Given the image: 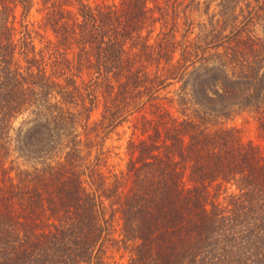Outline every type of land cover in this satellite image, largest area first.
<instances>
[{
  "label": "trees",
  "instance_id": "1",
  "mask_svg": "<svg viewBox=\"0 0 264 264\" xmlns=\"http://www.w3.org/2000/svg\"><path fill=\"white\" fill-rule=\"evenodd\" d=\"M216 7L0 0V264H264V156L224 125L264 132V0Z\"/></svg>",
  "mask_w": 264,
  "mask_h": 264
},
{
  "label": "rangeland",
  "instance_id": "2",
  "mask_svg": "<svg viewBox=\"0 0 264 264\" xmlns=\"http://www.w3.org/2000/svg\"><path fill=\"white\" fill-rule=\"evenodd\" d=\"M97 1H101V0H97ZM108 1H112V0H108ZM204 1L205 0H184V3H190V7H191L189 18L191 20L190 22L193 23L192 35L198 32V30L202 27V24H208V20H209L208 16L218 11V7H216V3L219 0H206L208 4L210 3V9L208 12L209 15L208 16L205 15L204 5H203ZM20 18L21 17L19 16V11H17V19L19 20ZM215 18H217V15L214 17V19ZM26 19L29 20V22L32 23L35 27L41 24V21H39L40 14L36 11L35 8H33L30 11ZM182 22L183 21H178L179 24H181ZM16 23H17L16 25L18 26V22ZM168 23L170 24L167 26L166 29H169L172 26V21H168ZM36 41L38 42V40ZM99 111H100L99 108L94 109V111L92 112V117L93 118L97 117ZM135 122L136 120L134 119V117L130 118L128 122L119 126L117 132L112 133L107 140V146H109L111 150L109 152V163H111L112 165L114 164L116 169L124 168L128 160V155L126 151L128 140L132 137L136 138V135L138 134L137 132L133 134V124ZM224 125L228 128L234 129L237 132V134L240 136L242 141L254 145L259 150V152L264 156V132L261 131V129L258 126L257 116L255 115V113L250 111L240 112L238 115H235L225 120ZM211 191L215 192L213 188H211ZM216 193H218V200L224 202L226 201L227 193H224L222 190L216 191ZM121 254H122L121 252L115 253V259L118 262H125L126 254L122 258L120 257Z\"/></svg>",
  "mask_w": 264,
  "mask_h": 264
}]
</instances>
